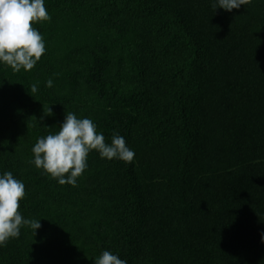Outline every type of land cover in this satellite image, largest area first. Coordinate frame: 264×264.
Returning a JSON list of instances; mask_svg holds the SVG:
<instances>
[{"label": "trees", "instance_id": "trees-1", "mask_svg": "<svg viewBox=\"0 0 264 264\" xmlns=\"http://www.w3.org/2000/svg\"><path fill=\"white\" fill-rule=\"evenodd\" d=\"M214 2L45 0L51 20L32 24L45 54L30 71L0 64V174L25 184L18 211L41 228L23 226L0 264H94L103 251L264 264V0ZM66 112L106 143L119 133L133 161L93 150L75 187L30 164Z\"/></svg>", "mask_w": 264, "mask_h": 264}, {"label": "clouds", "instance_id": "clouds-1", "mask_svg": "<svg viewBox=\"0 0 264 264\" xmlns=\"http://www.w3.org/2000/svg\"><path fill=\"white\" fill-rule=\"evenodd\" d=\"M249 2L215 0L212 6L215 10L231 12ZM49 20L45 0H0V64L11 67L14 72L32 70L46 51L43 36L32 24ZM46 86L53 87V80L49 79ZM37 91L38 85L33 84L31 92ZM46 114H52L50 107ZM93 150L99 152L101 158L126 163H131L135 156L119 133L113 134L110 144L106 143L104 134L97 132L91 119H80L75 113L66 112L59 131L40 137L34 144L29 163L59 184L75 187L77 178L88 168V155ZM25 195V184L14 178L12 172L0 174V247H5L10 239H18L23 226L30 227L34 234L41 228L40 220L26 219L18 211ZM261 242L264 243V233ZM94 264H128V261L119 254L103 251L94 258Z\"/></svg>", "mask_w": 264, "mask_h": 264}, {"label": "rangeland", "instance_id": "rangeland-1", "mask_svg": "<svg viewBox=\"0 0 264 264\" xmlns=\"http://www.w3.org/2000/svg\"><path fill=\"white\" fill-rule=\"evenodd\" d=\"M78 246V245H77Z\"/></svg>", "mask_w": 264, "mask_h": 264}]
</instances>
